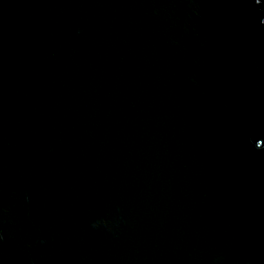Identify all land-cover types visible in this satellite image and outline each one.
I'll list each match as a JSON object with an SVG mask.
<instances>
[{"label":"water","instance_id":"95a60500","mask_svg":"<svg viewBox=\"0 0 264 264\" xmlns=\"http://www.w3.org/2000/svg\"><path fill=\"white\" fill-rule=\"evenodd\" d=\"M0 264H264V0H0Z\"/></svg>","mask_w":264,"mask_h":264}]
</instances>
